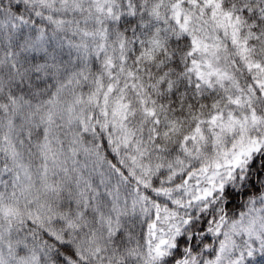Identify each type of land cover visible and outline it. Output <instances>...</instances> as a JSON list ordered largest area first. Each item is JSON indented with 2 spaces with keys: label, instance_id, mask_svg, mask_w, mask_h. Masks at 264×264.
Wrapping results in <instances>:
<instances>
[{
  "label": "snow or ice",
  "instance_id": "1",
  "mask_svg": "<svg viewBox=\"0 0 264 264\" xmlns=\"http://www.w3.org/2000/svg\"><path fill=\"white\" fill-rule=\"evenodd\" d=\"M0 264H264V0H0Z\"/></svg>",
  "mask_w": 264,
  "mask_h": 264
}]
</instances>
